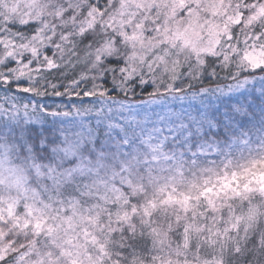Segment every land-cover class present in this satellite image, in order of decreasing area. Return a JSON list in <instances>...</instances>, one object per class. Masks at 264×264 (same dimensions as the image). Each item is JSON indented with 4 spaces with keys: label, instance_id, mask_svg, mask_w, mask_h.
<instances>
[{
    "label": "snow or ice",
    "instance_id": "6c2138e0",
    "mask_svg": "<svg viewBox=\"0 0 264 264\" xmlns=\"http://www.w3.org/2000/svg\"><path fill=\"white\" fill-rule=\"evenodd\" d=\"M0 264H264V0H0Z\"/></svg>",
    "mask_w": 264,
    "mask_h": 264
}]
</instances>
